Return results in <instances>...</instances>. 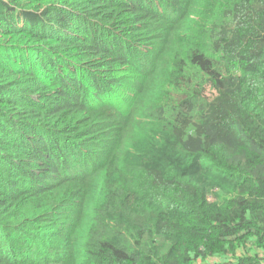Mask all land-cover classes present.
<instances>
[{
    "label": "trees",
    "instance_id": "obj_1",
    "mask_svg": "<svg viewBox=\"0 0 264 264\" xmlns=\"http://www.w3.org/2000/svg\"><path fill=\"white\" fill-rule=\"evenodd\" d=\"M0 264H264V0H0Z\"/></svg>",
    "mask_w": 264,
    "mask_h": 264
},
{
    "label": "bare ground",
    "instance_id": "obj_2",
    "mask_svg": "<svg viewBox=\"0 0 264 264\" xmlns=\"http://www.w3.org/2000/svg\"><path fill=\"white\" fill-rule=\"evenodd\" d=\"M30 6V5H29ZM75 10V9H74ZM131 16V15H130ZM79 32V31H78ZM69 49V48H68ZM67 52V51H66ZM63 57V56H62ZM70 59V58H69ZM59 61V60H58ZM61 62V61H60Z\"/></svg>",
    "mask_w": 264,
    "mask_h": 264
}]
</instances>
